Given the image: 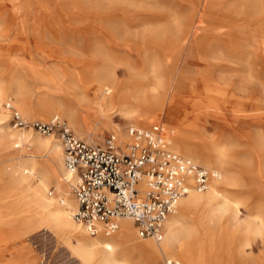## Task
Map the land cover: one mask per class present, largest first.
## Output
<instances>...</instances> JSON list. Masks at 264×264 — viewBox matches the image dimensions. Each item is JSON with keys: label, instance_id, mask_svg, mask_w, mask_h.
<instances>
[{"label": "rangeland", "instance_id": "374dc122", "mask_svg": "<svg viewBox=\"0 0 264 264\" xmlns=\"http://www.w3.org/2000/svg\"><path fill=\"white\" fill-rule=\"evenodd\" d=\"M108 73L115 96L139 97L148 112L136 107L130 119L112 115L110 126L96 124L88 101ZM11 109L30 122L58 116L78 138L99 145L111 134L125 140L130 127H160L169 148L180 134L192 144L190 158L219 172L221 165L237 181L222 189L230 201L222 212L181 217L180 240L192 261L200 264L207 246L221 264H264V0H0V186L11 185L6 174L14 163L48 157L18 145L14 133L59 143L15 126ZM210 155L222 157L204 164ZM55 188L50 180L47 199L60 198ZM26 195L21 201L0 190V264H81L67 236ZM243 224L251 237L242 235Z\"/></svg>", "mask_w": 264, "mask_h": 264}, {"label": "built area", "instance_id": "2783aa9c", "mask_svg": "<svg viewBox=\"0 0 264 264\" xmlns=\"http://www.w3.org/2000/svg\"><path fill=\"white\" fill-rule=\"evenodd\" d=\"M11 112L15 126L57 138L75 201L72 219L90 237H110L119 230V221L126 219L138 239L159 243L178 201L189 190L205 192L220 178L216 170L172 151L158 126L130 127L128 142L111 134L99 145L78 138L57 116L30 122ZM158 264L178 263L165 257Z\"/></svg>", "mask_w": 264, "mask_h": 264}, {"label": "bare ground", "instance_id": "6f19581e", "mask_svg": "<svg viewBox=\"0 0 264 264\" xmlns=\"http://www.w3.org/2000/svg\"><path fill=\"white\" fill-rule=\"evenodd\" d=\"M110 76L111 73H108L96 80L93 97L90 102L88 101L90 108L97 114L96 124H100L103 127L110 126L109 117L112 115L122 114L130 116L128 117L130 119L136 107H141L144 113L148 112V103H140L139 97H133L131 99L129 96H115L114 94L117 90V86L114 82H111V80L107 81ZM59 109H61V106ZM173 111L174 108L173 105H171L165 113L167 120ZM23 113H26V111H23ZM0 119H3V114L1 112ZM13 137L18 140V145L29 143L38 150L46 151L48 157L43 163L39 164L36 162L38 158L37 155H29L27 156V160L14 163L6 174L10 179L11 185H9V183H4L0 186V190H9L10 193L15 194L21 201H25V193L27 194L26 196H30L29 194H31L33 198L31 201L42 208L46 223H48L52 229L54 227L67 236L68 251L70 255L76 258L81 264H152L156 256L163 255V257H166L164 256L166 254L186 264H196L192 261L194 256L193 253L187 248L184 240H180L182 234H184V230L180 228L181 217L192 210L198 211L215 208L217 212L221 211V209L227 207L228 202H230L228 198L223 195L222 189L226 186H235L237 183L236 179L230 178L228 171H225L221 165L218 166L221 172L217 171L220 174V178L212 181L205 192L199 193L194 190H189L187 194L178 201L176 212L170 215L164 224L163 238L159 243L155 241L154 243L150 241L136 242L134 239L135 230L129 220L126 219H121L119 221V230L114 234L115 237L114 235L107 239H102L99 235L90 237L82 227L76 224L72 219L71 211L73 213L75 205L73 209V203L68 198L69 194H67L65 190V185H62L65 183L66 187L69 189L68 181L70 176L63 166V153L60 143L54 140L52 142L48 139L32 137L29 132L14 133ZM86 141L92 142L91 138ZM120 142H128L127 136L126 140H120ZM171 143V150L180 152L184 156L194 157L190 153L192 144L180 134L173 137ZM122 146L124 148L125 145ZM219 156L212 157L210 155L209 159L205 157L202 158L201 161L206 165H213V159L216 160L215 162L218 161L217 163H219L222 155ZM24 174L28 175L23 176ZM32 178L35 182L33 184ZM50 180L56 181L55 190L60 196L59 199L49 200L45 196V189ZM61 181L63 183H61ZM51 184L53 183L51 182ZM237 217L233 219L234 231L241 232V225ZM243 234L251 237L250 225L244 228L242 235ZM210 254V248L205 246L202 250L200 264H208V256L210 264H221V261H219L220 259L218 260L211 257ZM167 258L174 260L169 257ZM177 263L179 262L177 261Z\"/></svg>", "mask_w": 264, "mask_h": 264}, {"label": "crops", "instance_id": "0c3cea01", "mask_svg": "<svg viewBox=\"0 0 264 264\" xmlns=\"http://www.w3.org/2000/svg\"><path fill=\"white\" fill-rule=\"evenodd\" d=\"M53 117H56V116H53ZM52 117V118H53ZM58 117V116H57ZM51 119V118H50ZM69 126V125H68ZM70 127V126H69ZM117 138H119L120 140H121V138L119 137V136H116ZM125 140H126V134H125ZM86 141V140H85ZM63 166H64V164H63ZM68 188V187H67ZM74 209V208H73ZM168 219V218H167ZM167 221V220H166ZM130 222V221H129ZM131 223V222H130ZM132 224V223H131ZM133 226V225H132ZM103 237V236H102ZM104 238H109V237H104ZM162 256V255H161ZM169 258H171V257H169ZM173 259V258H172ZM175 260V259H174ZM179 264V263H178Z\"/></svg>", "mask_w": 264, "mask_h": 264}]
</instances>
